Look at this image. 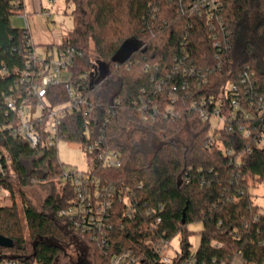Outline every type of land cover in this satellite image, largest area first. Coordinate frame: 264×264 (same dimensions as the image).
Segmentation results:
<instances>
[{
    "label": "trees",
    "instance_id": "trees-1",
    "mask_svg": "<svg viewBox=\"0 0 264 264\" xmlns=\"http://www.w3.org/2000/svg\"><path fill=\"white\" fill-rule=\"evenodd\" d=\"M66 1L73 5L74 28L63 36V44L81 53L69 79L74 82L86 75L76 91L88 98L93 110L69 115L61 132L68 142L86 146L99 141L100 147L118 152L119 168L97 167L93 174L102 185L128 192L122 198L131 202V207L125 199L114 204L106 244L89 243L93 264H110L111 256L123 251L132 252L142 264H162L151 247L161 237L170 243L178 241L171 264H264V213L250 195L258 184H264V148L245 155L240 166L230 164L219 145L204 146L213 125L197 115L229 82L240 83L245 66L250 68L249 83L255 84L253 93L245 97L255 101L254 92H258L264 98V70L254 38L244 35L252 12L255 28H263L264 0H223L232 50L221 72L194 76L186 75L184 69L198 70L216 62L202 23L177 16L178 0ZM22 11V4L0 0V91L12 85L15 71L27 64L28 33L12 26V18ZM200 30L204 31L198 34ZM96 61L107 68L100 80ZM185 85L188 88L182 91ZM173 96L178 98L176 103ZM47 101L52 106L66 103L65 87L49 88ZM144 105L147 121L138 113ZM171 106L178 119L168 115ZM11 118L0 111L1 124ZM220 141L227 148H242L236 132L221 131ZM0 142L9 153L12 175L3 182L13 199L12 206L0 213V235L14 243L12 249L0 248V260L54 264L69 244L68 231L58 217L74 198L71 185L61 180L65 166L55 148L32 151L25 142L8 136ZM32 186L52 190L43 212L29 206L22 191ZM17 194L26 205L24 215L34 241L31 256L16 209ZM158 219L160 224L154 227ZM192 225L202 229L192 231ZM196 234L200 241L193 250L191 238Z\"/></svg>",
    "mask_w": 264,
    "mask_h": 264
},
{
    "label": "built area",
    "instance_id": "built-area-1",
    "mask_svg": "<svg viewBox=\"0 0 264 264\" xmlns=\"http://www.w3.org/2000/svg\"><path fill=\"white\" fill-rule=\"evenodd\" d=\"M14 2L17 6L20 4L23 6L21 16L25 20L26 28L24 29L29 36L27 64L22 71H15L17 75L15 82L0 91V111L5 116L12 117L7 124L0 123V141L8 136L25 142L32 151L39 147L57 149L60 142H68L66 136L61 132L64 120L71 114L93 110L88 98L80 91H76V87L81 86L77 83L86 75L77 77L74 82L69 79L70 69L81 58V53L74 48L64 47L63 37H61L59 44L55 46V57L53 54L50 56L48 54L45 58L38 56L29 31V8H27L25 0H14ZM49 2L54 3L55 0H49ZM178 6L177 16L179 18H193L202 23L204 30L210 36L213 60L216 62L215 66H207L198 70L185 68L183 72L190 76H194L196 73L213 75L221 72L224 66L223 61L227 53L232 50L231 31L223 20V0H178ZM39 13L44 14L48 19L52 17L50 12L41 10ZM163 25H166V22H163ZM190 29L193 30V25H190ZM204 30H200L198 34ZM186 32L190 33L187 30ZM249 72V66H245L240 74L239 84L229 82L224 89L222 88L216 99L211 97L197 112L201 121L211 122L213 125L209 136L204 140V146L213 148L219 145L222 157L228 159L229 163L235 164V166H240L241 159L247 154H252L255 148H264V98L258 97V92H254L255 101H250L245 97L248 93H253L255 86V84L249 83ZM5 73L6 71L3 70L2 74ZM61 85L65 87L67 102L52 106L47 101L48 89ZM187 88L185 85L181 87V90L184 91ZM177 99L176 96H173L172 102L176 103ZM146 110V105L138 108V113L142 114L144 121L148 120L144 114ZM167 113L172 119L180 117L178 113L174 112L172 106ZM87 127L88 123L85 125V129ZM221 131L236 132L239 135L242 148L235 150L221 145ZM75 144L85 151L89 169L85 172L64 171L61 180L63 183L71 185L74 198L67 209L58 213V217L63 221L68 233L83 238L87 237L86 241L89 243L102 246L107 243L109 232L113 227L114 204L125 199L127 206L131 207V202L129 199L122 198L123 194L128 195V192L121 190L116 192L115 187L102 185L93 173L97 167L119 168L121 166L120 156L110 147H100L99 141L91 142L86 146L80 143ZM9 175H12L9 153L0 142V213L9 209L13 204L11 190L3 182L8 179ZM251 192L252 190L250 195ZM239 195L243 196L244 192H239ZM251 201L257 205L253 201L252 195ZM159 224L160 219L153 226L156 227ZM151 244L162 264L173 262L172 259L178 250L170 258L167 252L170 242L161 237ZM0 264L26 263L18 259L4 258L0 260ZM110 264L142 263L132 255V252L123 251L112 255Z\"/></svg>",
    "mask_w": 264,
    "mask_h": 264
},
{
    "label": "rangeland",
    "instance_id": "rangeland-1",
    "mask_svg": "<svg viewBox=\"0 0 264 264\" xmlns=\"http://www.w3.org/2000/svg\"><path fill=\"white\" fill-rule=\"evenodd\" d=\"M31 6L28 9L30 12L28 16L29 31L32 38V43L35 46V52L38 56L45 58L53 54L56 56V45L59 44L60 38L71 32L74 28L73 18L71 12L73 5L66 0H55L50 3L49 0H32ZM32 10V11H30ZM50 12L52 17L48 19L40 11ZM255 13H250L247 22L244 26V35L248 38H254L255 51L259 57L261 68L264 70V26L262 29H256ZM12 26L17 29L26 28L24 18L15 16L12 18ZM95 65L98 70V80L106 77L107 68L101 61H96ZM58 157L65 170L72 171H87L89 169L88 157L83 149L71 142H60L57 147ZM24 191L28 205L33 209L43 212L44 202L47 196L51 193V188L32 186ZM252 199L257 204L260 212L264 213V184H258L251 192ZM16 209L19 216V222L23 231V239L26 242L27 253L31 256L34 241L27 226L24 215L26 205L22 203L21 198L17 194ZM62 228H65L63 223H60ZM200 225L190 226L192 231H200ZM69 244L64 245L63 252L59 254L54 264H93V249L90 247L88 241L82 236L67 233ZM200 241V234H196L191 238L193 249L195 250ZM179 249L177 239L173 240L168 249V256L171 258L175 251ZM36 264V263H34Z\"/></svg>",
    "mask_w": 264,
    "mask_h": 264
},
{
    "label": "water",
    "instance_id": "water-1",
    "mask_svg": "<svg viewBox=\"0 0 264 264\" xmlns=\"http://www.w3.org/2000/svg\"><path fill=\"white\" fill-rule=\"evenodd\" d=\"M13 246H14V243L11 239H8V238L0 235V248L12 249Z\"/></svg>",
    "mask_w": 264,
    "mask_h": 264
},
{
    "label": "crops",
    "instance_id": "crops-1",
    "mask_svg": "<svg viewBox=\"0 0 264 264\" xmlns=\"http://www.w3.org/2000/svg\"><path fill=\"white\" fill-rule=\"evenodd\" d=\"M32 0H25L27 8H30Z\"/></svg>",
    "mask_w": 264,
    "mask_h": 264
}]
</instances>
